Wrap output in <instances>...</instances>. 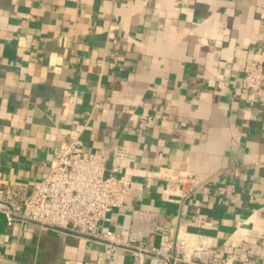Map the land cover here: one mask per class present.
<instances>
[{
  "label": "crops",
  "instance_id": "crops-1",
  "mask_svg": "<svg viewBox=\"0 0 264 264\" xmlns=\"http://www.w3.org/2000/svg\"><path fill=\"white\" fill-rule=\"evenodd\" d=\"M255 65L264 71V0H0V193L29 195L76 137L133 188L104 225L120 232L141 209L257 260L264 92L247 103L243 83ZM179 179L200 187L186 196ZM97 249L0 213V264H94Z\"/></svg>",
  "mask_w": 264,
  "mask_h": 264
},
{
  "label": "built area",
  "instance_id": "built-area-1",
  "mask_svg": "<svg viewBox=\"0 0 264 264\" xmlns=\"http://www.w3.org/2000/svg\"><path fill=\"white\" fill-rule=\"evenodd\" d=\"M243 83L246 102L257 101L264 92L261 66L247 69ZM116 172V166L106 171L98 152L84 157L76 137H72L54 153L46 176L29 195L8 189L0 193V213L8 225L12 221L31 223L91 241L98 246L94 264H113L121 254L128 256V264H264V251L255 261L224 254L210 237L179 227L171 231L158 213L141 209L130 208L129 226L115 232L104 225L106 214L125 208V198L133 192L129 183L115 176ZM172 185L181 186L186 196L200 187L190 179H179ZM230 187H218L217 191L233 202ZM192 220L205 224L202 217Z\"/></svg>",
  "mask_w": 264,
  "mask_h": 264
}]
</instances>
